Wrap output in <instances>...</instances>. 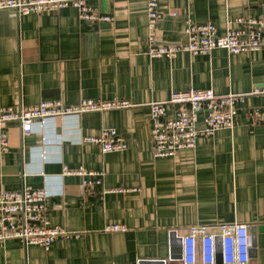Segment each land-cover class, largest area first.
Segmentation results:
<instances>
[{
    "label": "crops",
    "instance_id": "crops-1",
    "mask_svg": "<svg viewBox=\"0 0 264 264\" xmlns=\"http://www.w3.org/2000/svg\"><path fill=\"white\" fill-rule=\"evenodd\" d=\"M86 1L113 21L83 22L71 6L20 16L0 10V106L130 103L48 118L29 134L17 122L4 125L9 147L0 152V189H45L48 222L80 235L57 238L49 248L9 239L0 246V264H180L182 244L172 232L183 238L193 225L231 223L247 225L254 236L248 264H264V25L256 51L150 58L146 0ZM158 7L155 35L164 43L184 42L188 20L213 22L219 35L241 26L238 17L264 21V0H158ZM190 88L262 92L236 104L232 128L155 157L149 103ZM176 108L167 104L166 115ZM104 128H115L126 148L103 153L84 141ZM64 165L102 171V185L81 187V176L62 174ZM111 223L126 229L103 231Z\"/></svg>",
    "mask_w": 264,
    "mask_h": 264
},
{
    "label": "built area",
    "instance_id": "built-area-1",
    "mask_svg": "<svg viewBox=\"0 0 264 264\" xmlns=\"http://www.w3.org/2000/svg\"><path fill=\"white\" fill-rule=\"evenodd\" d=\"M71 6L77 10L80 20L87 23L112 22L113 16L100 12L86 0H0V10L11 11L20 16L32 12H53ZM147 15V55L150 58H173L180 52L207 54L215 48L229 53H248L262 45L264 21L238 17L241 26L231 27L219 35L213 22L197 24L186 22V40L177 43L159 42L155 35L161 18L158 0H146ZM175 15V12L172 13ZM262 90L255 88L249 93L216 94L212 89L173 91L165 102L149 103L152 117L150 130L153 155L173 156L177 150L194 148L199 136H209L220 129L232 128L236 124V104L249 94ZM167 104L177 108L171 117L166 115ZM130 106L126 100L82 99L74 105L63 104L59 100H42L31 106H0V152L9 147L4 125L17 122L23 134H29L34 124L48 118L79 115L91 111H105L112 108ZM202 124L199 126V114ZM84 141L98 144L103 153L121 151L126 148L123 137L115 128H104L97 136H87ZM62 174H76L82 177L81 187L102 185L103 172L83 167L69 168L64 165ZM104 192L108 190L104 189ZM47 192L24 184L17 190L0 189V246L9 239H19L24 245L49 246L57 238H77L80 233L72 232L58 225H51L45 215ZM123 224L111 223L103 227L105 232L124 231ZM182 238V237H181ZM217 241L223 264H248L252 248L247 225L241 223L190 226L182 238L180 264H216ZM167 264L166 259L154 260ZM139 264L142 261L139 260Z\"/></svg>",
    "mask_w": 264,
    "mask_h": 264
},
{
    "label": "water",
    "instance_id": "water-1",
    "mask_svg": "<svg viewBox=\"0 0 264 264\" xmlns=\"http://www.w3.org/2000/svg\"><path fill=\"white\" fill-rule=\"evenodd\" d=\"M171 237L173 238V242L177 241L181 247V243H182V238L181 237H177L175 232L171 233ZM251 242L252 245H255V239L254 236L251 237ZM181 249H179V255L178 257H181V253H180ZM222 258H221V253H220V242L218 241L217 243V254H216V263L221 262Z\"/></svg>",
    "mask_w": 264,
    "mask_h": 264
}]
</instances>
